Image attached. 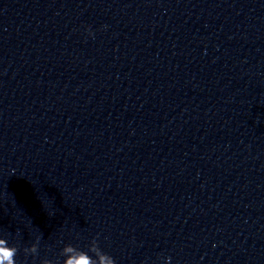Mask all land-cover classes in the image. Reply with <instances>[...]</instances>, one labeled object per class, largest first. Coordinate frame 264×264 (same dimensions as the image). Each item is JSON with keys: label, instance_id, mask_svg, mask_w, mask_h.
<instances>
[{"label": "water", "instance_id": "obj_1", "mask_svg": "<svg viewBox=\"0 0 264 264\" xmlns=\"http://www.w3.org/2000/svg\"><path fill=\"white\" fill-rule=\"evenodd\" d=\"M43 261L264 264V0H0V264Z\"/></svg>", "mask_w": 264, "mask_h": 264}, {"label": "clouds", "instance_id": "obj_2", "mask_svg": "<svg viewBox=\"0 0 264 264\" xmlns=\"http://www.w3.org/2000/svg\"><path fill=\"white\" fill-rule=\"evenodd\" d=\"M66 247H73V248L75 249L74 254H84V255H88V256H89L88 252H85L83 249L76 248V247H74V246H72V245H67ZM25 254L35 255V253H32V252L29 251V250H25ZM93 254H94V253H93ZM94 255H95V254H94ZM102 255H104V254H102ZM61 256L64 258V259H63V262L68 258L67 255H65V254L63 253V250H62V252H61ZM105 256H107V255H105ZM112 261H113V260H112ZM43 264H48V262H47V261H43ZM97 264H98V262H97ZM166 264H167V262H166Z\"/></svg>", "mask_w": 264, "mask_h": 264}, {"label": "snow or ice", "instance_id": "obj_3", "mask_svg": "<svg viewBox=\"0 0 264 264\" xmlns=\"http://www.w3.org/2000/svg\"><path fill=\"white\" fill-rule=\"evenodd\" d=\"M5 256H7V253H4Z\"/></svg>", "mask_w": 264, "mask_h": 264}]
</instances>
